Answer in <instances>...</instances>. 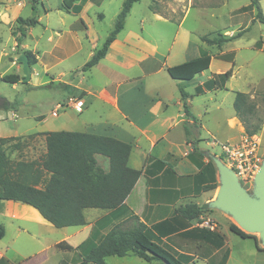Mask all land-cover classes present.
<instances>
[{
  "label": "crops",
  "instance_id": "crops-1",
  "mask_svg": "<svg viewBox=\"0 0 264 264\" xmlns=\"http://www.w3.org/2000/svg\"><path fill=\"white\" fill-rule=\"evenodd\" d=\"M39 1L34 10L30 0H0V83H8L2 79L6 74L25 76L18 48V41L23 36L17 18L34 16L39 23L23 26L26 35L22 47L32 51L37 61L32 66L27 83L20 80L13 83V87L19 83L29 89L47 85L45 88L49 90L59 86L63 92L73 91L78 94V97L64 94L61 96L64 101L60 100V96L52 98L50 102H55L53 116L57 115L59 109L66 108H59V105H65L70 98L82 95L85 106L81 111L73 108L80 115L68 126L43 130H33L38 128L31 127L21 131L19 125L10 123L20 121L21 104L0 92V137H20L14 141L23 147L21 150L13 149L11 159L41 160L47 152V146L45 135L39 133L80 129L77 131L112 136L130 143L132 151L128 165L142 172L120 208L85 209L84 225L57 228L34 206L17 200L0 199V221L6 229L5 236L0 239V264H42L52 255L59 256L54 264H95L86 261L91 248L113 227L133 216H137L145 225L154 241L179 258L187 260L188 264H220L226 254L225 264H264V250L257 246L254 238H244L230 229L232 221L228 213L221 209H218L219 213L210 211L220 227L209 229L200 225L204 213L198 218L188 219L178 212L187 203L200 206L209 204L214 196L205 186L214 183L215 179L218 181V172L210 166L214 154V138L235 140L244 130L235 110L215 119L217 132L210 126L211 114H221L223 109L222 102H217L215 96L219 91L228 89L233 75L223 82L220 74L227 70L221 64L215 72L206 73L218 55L223 56L233 50L225 48L232 40L218 47L200 38L201 42L212 49L203 52L199 43L192 39L204 33L183 28L184 17L178 24L173 44L165 46L164 29L159 28L157 36H150L142 20L139 26L128 27V19L139 0L133 4L124 28L112 42L106 56L90 69L83 70L86 62L103 46L114 29L100 31L89 11L91 8H95V12L102 10L104 4L112 0H77L70 10L64 8V0H58L54 5L49 0ZM151 3L147 12L151 13L153 19L162 23L172 22L159 10L152 9ZM259 3L264 15V0H259ZM29 4L31 10L23 14L24 6ZM40 5L44 10L42 13L39 12ZM191 8L192 5L187 12ZM121 9L120 6L116 12V20ZM54 10L59 17L55 23H51ZM257 12L252 0L232 10V19H236L241 25L240 31H243L240 37L251 25L262 23L257 18ZM98 17L106 19L102 12H98ZM37 26H44L41 34L36 33ZM222 33L228 36L235 34L226 29H222ZM260 38L263 43L260 48L264 50V35ZM85 48L88 53L83 62H86H74V56L81 54ZM214 48L217 49L213 51ZM205 54L212 56L209 68L190 80L175 79L167 71L170 66ZM87 71L91 81L89 77L86 78ZM181 89L188 94L186 102L194 119L187 118ZM27 114L40 123L45 121L43 115ZM28 115L27 119L30 118ZM187 120L191 125L190 134L184 128ZM221 132L224 133L222 137L218 136ZM97 159L108 170L109 159L100 154ZM103 159L104 165L101 163ZM43 225L58 230L60 237L49 239L36 232L37 226ZM209 230L224 236L223 245H213ZM61 242L72 248L58 247ZM259 245L264 248L260 240ZM130 256L140 258L134 254L112 255L107 256L105 261L106 264H110V260L116 264H131L127 259ZM154 262L159 261L147 263Z\"/></svg>",
  "mask_w": 264,
  "mask_h": 264
},
{
  "label": "trees",
  "instance_id": "trees-1",
  "mask_svg": "<svg viewBox=\"0 0 264 264\" xmlns=\"http://www.w3.org/2000/svg\"><path fill=\"white\" fill-rule=\"evenodd\" d=\"M32 8L37 9L40 1L30 0ZM77 0H64V8L70 10ZM139 0H125L117 16L114 29L106 38L103 46L98 49L92 58L83 66L88 70L106 56L112 42L124 28L125 21L135 2ZM257 8V18L264 23V15L259 0H252ZM21 35H26L24 25L33 26L39 23L36 17L17 18ZM243 31L228 36L221 31L214 36L209 33L200 36L201 40L221 47L228 41L238 38ZM21 37L18 48L24 64L25 76L6 74L2 79L8 83H17L22 80L27 83L32 66L36 63V55L22 47ZM212 56L205 54L197 58L167 68L171 77L181 80H190L197 74L209 68ZM223 82L233 75L232 67L221 73ZM47 85L41 86L46 87ZM184 109L188 119L195 116L190 111L186 98L188 94L181 89ZM82 95L79 97L81 98ZM233 107L238 119L245 126L249 135L256 134L260 127H252L249 117L256 114V105L249 93L236 91ZM187 134L191 132L189 121L184 122ZM38 134V133H37ZM43 134L46 137L47 152L41 160L14 161L6 152L3 144L20 139V137H0V199H11L30 204L37 208L41 215L55 227L84 225L86 217L84 210L100 208L116 210L120 208L141 175V170L128 165L132 145L118 138L82 131L53 130ZM21 145V144H20ZM16 144L17 147L20 146ZM109 159V168L105 170L97 159V155ZM217 183L208 184L206 190L215 189ZM203 206L196 203H187L178 209L185 218L195 219L203 213ZM129 222V224H128ZM230 229L244 238H254L257 246L259 239L248 233L237 224L232 223ZM6 229L0 221V239L5 236ZM212 236L213 245L221 246L224 236L216 231H208ZM216 239V240H215ZM58 247L72 248L61 242ZM134 254L147 262L159 261L161 264H188L187 260L179 258L160 243L154 241L147 233L146 227L137 216L123 221L113 227L101 241L94 245L86 256V261L95 264H106L107 256H126ZM227 254L220 264H225Z\"/></svg>",
  "mask_w": 264,
  "mask_h": 264
},
{
  "label": "rangeland",
  "instance_id": "rangeland-1",
  "mask_svg": "<svg viewBox=\"0 0 264 264\" xmlns=\"http://www.w3.org/2000/svg\"><path fill=\"white\" fill-rule=\"evenodd\" d=\"M247 1L248 0H141L136 4L132 16L128 19V27L139 26L140 21L142 20L143 26L146 28V32L150 36H157V29H164L166 31L165 46H171L173 44L175 34L178 30V24L183 21L184 17L185 19L183 21V28L187 30H199V32L204 34L209 33L210 36H214L219 31L222 32V29L232 30L233 33H237L240 31L241 25L237 23L236 19H232V10L237 9ZM56 2H58V0H49V3L53 5ZM60 2H62V0ZM123 2L124 0H112L105 3L102 10H97L95 12V8L90 9L89 13L95 19L97 28L100 31L105 32L106 30H112L115 27L116 12H118L120 6H123ZM150 3L152 9L159 10L167 19L172 22L162 23L156 19H153L151 13L147 12L148 5ZM191 5L192 8L187 12ZM29 10H31V4L25 5L23 8V14H26ZM43 11V7L40 5L39 12L42 13ZM98 12L104 13L106 15V19H99ZM52 15L53 17L51 23H55L59 15L55 12V10L53 11ZM247 16L251 17L250 14H247ZM35 29L36 33L41 34L44 31V26H37ZM262 35H264L263 22L261 24L257 23L255 25H251L250 29L242 37L233 39L225 47L226 49H233L235 51L231 50L230 53H227L223 56L218 55L217 58L214 59L210 71L206 73L208 75L211 74V71L215 72V69L219 64H221L226 70L230 69L231 67L233 69V76L230 78L228 89L219 91L215 96L217 98V102H222L223 109L221 114L216 112L211 114L212 118L210 121V126L217 132L215 119L217 117L222 118L223 115L228 113L230 110L233 111L234 92L244 91L249 93L253 103L256 105V114L249 117L250 124L252 127H260L256 134L249 135L245 130V126L239 120L244 130L242 131L241 135L236 137L235 140L223 141L219 140L218 138H214V154L211 156L210 166L215 172H218V181L216 179L214 180V183H217L218 186L215 189H211V196H214L212 200L216 199L221 184L219 170L216 166L215 159L220 158L226 165L235 171L233 161L222 148L223 144L241 145L246 143V149L251 148L253 145L257 149L258 157L260 159L258 161L259 168L261 167L264 160V50L260 48L263 45L260 38ZM192 41L197 42V44L199 43V47L204 50L203 52L212 50L211 47L201 42L200 36H193ZM87 45L89 44L87 43ZM196 47L198 48V45ZM216 49L217 48H214L213 51ZM87 53L88 49L85 48L81 54L74 56L72 60L78 64H81L84 61V58L87 56ZM234 57L235 62L233 61ZM85 62H83V64ZM88 77L89 71L86 72V78ZM88 79L89 81L92 80L90 77ZM219 81L220 80H218V82ZM213 84L216 85V82H213ZM189 88H191V85ZM0 92L9 98L15 99L21 104L20 113L22 114V117L20 121L17 123L14 121L10 122L11 125H19V130L21 131L31 127L38 128L33 130H43V128H62L63 126H68L69 123L76 121L77 117L80 115L79 112H77V109L76 111L74 110V107H68L66 104L64 106L66 108H62L57 111L58 116L52 115V110L55 109V102H50L52 98L60 96V100L64 101V97H61L64 94L67 96L70 95L71 97H78L76 92H63L59 86L48 90L45 87L39 89H29L23 83H19V85L16 87H13V85L10 83H0ZM27 113H30V115H43L45 117V121L40 123L36 118L30 117ZM27 115L30 118L27 119ZM223 135V132L218 134L220 137ZM39 138L40 137L37 139ZM21 145L17 147L15 141L12 140L3 144V147L11 157L13 149L19 148L21 150L23 148ZM101 163L104 165L105 159L101 160ZM238 178L241 182V185L250 195L257 196L255 179H245L242 175H238ZM211 201H209V204L202 205L204 208V214H202L204 218H209L215 221L217 223L216 229H219L220 223L210 213L212 210H215L216 213H219V208L212 207L210 205ZM230 217L232 223H235L241 227L233 216L230 215ZM57 231L58 230H52L50 227H46L45 225L37 226L36 229V232L41 233L44 237L49 239H56L60 237V232ZM246 232L256 235L260 239V232ZM127 259L131 261V264H159V262L147 263L135 256H130ZM58 260L59 256L52 255L42 264H54ZM110 264H116V262H114V260H110Z\"/></svg>",
  "mask_w": 264,
  "mask_h": 264
},
{
  "label": "water",
  "instance_id": "water-1",
  "mask_svg": "<svg viewBox=\"0 0 264 264\" xmlns=\"http://www.w3.org/2000/svg\"><path fill=\"white\" fill-rule=\"evenodd\" d=\"M215 163L221 184L210 205L233 216L244 231L260 232L259 240L264 246V160L255 176L257 196L244 189L237 173L220 158H216Z\"/></svg>",
  "mask_w": 264,
  "mask_h": 264
},
{
  "label": "built area",
  "instance_id": "built-area-1",
  "mask_svg": "<svg viewBox=\"0 0 264 264\" xmlns=\"http://www.w3.org/2000/svg\"><path fill=\"white\" fill-rule=\"evenodd\" d=\"M65 105H59V108ZM68 107H74L78 111H81L85 106V101L82 98H70ZM247 144L243 143L241 145L235 144H223L222 148L224 152L229 156V158L234 163V168L237 175H242L245 179H255L256 173L259 169L257 149L252 145L251 148L246 149ZM200 225L209 229H215L217 223L209 218H201Z\"/></svg>",
  "mask_w": 264,
  "mask_h": 264
}]
</instances>
